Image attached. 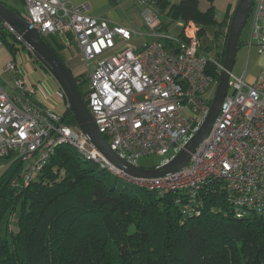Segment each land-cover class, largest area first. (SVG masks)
I'll list each match as a JSON object with an SVG mask.
<instances>
[{"label":"built area","instance_id":"2783aa9c","mask_svg":"<svg viewBox=\"0 0 264 264\" xmlns=\"http://www.w3.org/2000/svg\"><path fill=\"white\" fill-rule=\"evenodd\" d=\"M23 2V17L42 37L58 35L66 46L77 45L89 78L84 87L87 106L121 157L140 165L141 156L179 152L199 131L219 82L216 73L221 76L225 69L227 30L206 48L194 20L177 21L173 26L179 31L173 26L160 29L161 17L146 0L142 13L148 31L91 15L88 4ZM250 17L249 47L256 44L262 54L259 74L250 80L247 67L241 75L231 72L209 135L189 163L160 177L129 176L116 168L79 128L63 122L64 112L42 107L25 68L16 60L8 61L4 70L14 74V92L0 85V161L10 156L22 163L11 185L29 186L56 147L70 144L140 188L161 196L177 194L178 203L182 194L194 197L207 183L220 181L236 216L254 210L264 217V0H254ZM15 38L24 43L20 35ZM133 39L137 42L132 44ZM123 43L129 47L122 49ZM4 45L0 35V47ZM82 81L80 77L77 83Z\"/></svg>","mask_w":264,"mask_h":264},{"label":"trees","instance_id":"16d2710c","mask_svg":"<svg viewBox=\"0 0 264 264\" xmlns=\"http://www.w3.org/2000/svg\"><path fill=\"white\" fill-rule=\"evenodd\" d=\"M146 1L161 16L160 29L194 20L206 48L208 28L215 39L229 34L228 15L220 17L215 0L204 10L200 0ZM0 35L12 51L28 48L2 22ZM43 38L65 63L58 51L64 44L55 40L54 47ZM69 70L86 101L83 86L89 78L78 84L84 74ZM63 122L78 129L68 106ZM8 157L0 175V264H264V217L254 210L236 216L220 181L207 183L194 197L182 194L178 203L177 194L133 186L61 144L30 185L18 188L11 181L22 163ZM18 207L17 231H9L8 220L2 234L8 212Z\"/></svg>","mask_w":264,"mask_h":264},{"label":"water","instance_id":"95a60500","mask_svg":"<svg viewBox=\"0 0 264 264\" xmlns=\"http://www.w3.org/2000/svg\"><path fill=\"white\" fill-rule=\"evenodd\" d=\"M254 0H239L229 24V34L225 49L224 67L209 114L199 131L186 143L184 148L177 152L168 162L146 167L135 165L117 154L107 139L99 131L96 122L80 93L74 77L56 53V51L41 36L37 29L32 28L28 21L15 9L0 1V22L21 36L22 41L35 55L36 59L52 74L59 83L65 95L68 108L73 112L78 128L85 134L89 142L99 150L116 168L129 176L153 178L164 176L184 167L192 158L193 153L209 135L213 124L219 115L223 100L228 92L230 74L236 62L239 50V41L242 30L250 17Z\"/></svg>","mask_w":264,"mask_h":264},{"label":"rangeland","instance_id":"374dc122","mask_svg":"<svg viewBox=\"0 0 264 264\" xmlns=\"http://www.w3.org/2000/svg\"><path fill=\"white\" fill-rule=\"evenodd\" d=\"M5 3H7L10 6L18 5L15 0H3ZM99 0V12L102 14L101 16L94 15L96 17H101V18H107L112 22L115 23H120L119 21H127L130 26H135L138 29L142 31H148V27L145 22V18L143 16V3L142 0ZM229 0H215V6L218 11L220 17L223 19L226 14L228 15L226 17V22L228 21V27L231 21V16L233 14V11L235 10L239 0H232V2L228 5ZM149 3V2H148ZM151 6L153 3H149ZM208 0H200V8L201 9H206L208 7ZM21 9V13L24 14L23 12L25 11V7L23 4L18 5ZM111 13L117 18V22L111 18ZM159 13H161L160 10H158ZM227 11H229L227 13ZM161 17V16H160ZM175 26V25H174ZM172 27L175 29L176 27ZM228 29V28H227ZM176 31H179L178 28H176ZM250 33H251V17L248 18L241 36H240V41H239V50L236 56V62L234 64L232 73L234 75H241L245 68L247 67V74H248V79L253 80L260 72L261 70V61H262V54L259 51V46L256 44L253 45L251 48L249 47V42H250ZM214 36V29L213 28H208L207 34L205 35L204 39H206L207 43L211 45L212 38ZM208 37H210L208 39ZM149 38V37H148ZM49 42L55 47L56 42L63 43L65 48L58 49V51L64 55L66 58L63 57L65 60L66 65L72 70L73 74L77 76L79 73H84V78H87L88 80V72L84 71V64L81 61V54L79 50L76 47V44L74 42H70L68 46L65 45L63 40L55 35V39L53 36H48L47 38ZM137 40H131L130 43H135ZM74 43V44H73ZM122 49L129 47V44H122ZM66 49V51L64 50ZM71 58L70 60H68ZM83 83H87L84 82ZM233 83V80L231 81ZM86 85V84H85ZM85 85L83 86V90L85 91ZM87 86V85H86ZM177 151L175 149H171L167 154L165 155H160V154H149V155H144L140 157L139 164L142 166L146 167H152V166H157L158 164H161L163 161H165L168 157H171L175 155ZM11 160L9 157H5L0 161V175L5 171L6 167L10 164ZM93 165L98 167L99 169H102L101 164H98L96 162H91ZM119 178L125 180V182L138 187L128 179L123 178L124 176L117 175ZM140 188V187H139ZM19 212H20V207H18L16 210L12 212H8L4 222L2 223V228H1V233L5 234L6 231V226L8 220L10 221V229L9 231L13 229L14 231H17L19 223H18V217H19Z\"/></svg>","mask_w":264,"mask_h":264},{"label":"crops","instance_id":"0c3cea01","mask_svg":"<svg viewBox=\"0 0 264 264\" xmlns=\"http://www.w3.org/2000/svg\"><path fill=\"white\" fill-rule=\"evenodd\" d=\"M15 1L17 2L18 5L23 4V6L25 7L23 0H15ZM105 1L108 2L107 0ZM228 2H229L228 3L229 5L232 2V0H229ZM70 3L76 6H79L82 4H88L89 14L97 15V16L102 15L100 14L98 10L99 0H70ZM5 4L8 7H11L13 9L15 8L16 11L21 12L20 11L21 8L18 5L10 6L7 3ZM109 13L111 15V18H113V20L117 22L118 21L117 18H115V16L111 13V11H109ZM222 13H219V14H222ZM119 22L124 25L129 24L125 20L119 21ZM64 50L66 51V49ZM33 55L29 52V48H25L22 46L15 48L14 51H12L9 48V46H7L6 44L0 47V85L8 91L14 92V74L13 72L5 71L4 67L8 61L16 60L20 64H22L27 74L29 75L30 79L37 86V94L35 98L40 103V105L44 108H50V109H54L59 112H64L68 104L65 100L63 91L59 83L48 70H46L43 66H41L40 62L36 59L35 55L34 56ZM63 57L66 58L64 55ZM70 59L71 58H69L68 60ZM77 73H80V72L77 71Z\"/></svg>","mask_w":264,"mask_h":264}]
</instances>
